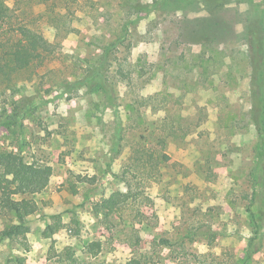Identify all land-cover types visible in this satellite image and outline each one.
Wrapping results in <instances>:
<instances>
[{"label":"rangeland","instance_id":"obj_1","mask_svg":"<svg viewBox=\"0 0 264 264\" xmlns=\"http://www.w3.org/2000/svg\"><path fill=\"white\" fill-rule=\"evenodd\" d=\"M6 4L54 52L0 94V153L53 173L0 264H264V0Z\"/></svg>","mask_w":264,"mask_h":264},{"label":"trees","instance_id":"obj_2","mask_svg":"<svg viewBox=\"0 0 264 264\" xmlns=\"http://www.w3.org/2000/svg\"><path fill=\"white\" fill-rule=\"evenodd\" d=\"M206 8L210 9L213 5H218L220 0H201ZM6 4V0H0V94L8 95L13 102L11 107L16 109L15 103V83L18 77L35 65L43 64L54 52L53 45L40 32H35L23 23ZM248 25V36L250 39L251 61L256 71L261 64V56L264 48L262 39V29L258 23L251 20ZM22 41V45H17ZM256 82L254 78L253 84ZM84 79L75 80L68 83L69 90H77L85 84ZM255 88V86H254ZM71 89V90H72ZM30 98L29 96H26ZM258 97L253 101L254 109L260 105ZM24 99V98H23ZM23 109L24 105L20 104ZM256 111V110H254ZM2 114L0 113V122ZM116 145L114 152L120 151L122 146L121 126H117ZM0 213L13 214L19 221L8 229L0 232V239H16L20 235H25L23 214L30 215L37 211V204L28 196L43 192L49 185L52 176V167L44 163H26L17 153H0ZM9 179H3V173ZM15 196L22 198L16 199ZM120 193L113 194L106 201V208L114 210L120 202ZM129 196V195H126ZM252 213L251 210H249ZM27 230V229H26Z\"/></svg>","mask_w":264,"mask_h":264}]
</instances>
